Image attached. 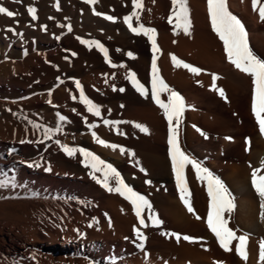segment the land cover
Instances as JSON below:
<instances>
[{
  "label": "rangeland",
  "instance_id": "374dc122",
  "mask_svg": "<svg viewBox=\"0 0 264 264\" xmlns=\"http://www.w3.org/2000/svg\"><path fill=\"white\" fill-rule=\"evenodd\" d=\"M5 1L7 4L4 7L17 15L8 17L4 14L6 20L0 24V36L11 39V36L15 35L23 41L22 44V41H19L23 46L32 42L37 46L50 43L53 50L58 45L60 48L55 50L44 66L36 65L31 70L32 74L29 72L27 73L29 75H20L18 76L20 79L16 77L17 82L13 84L5 81L6 91L0 94V219L5 218L18 226L31 228L45 220L43 223L47 226L58 228L67 220L73 221L75 225L78 219L84 216L85 226L82 229L75 226L77 230H82V234L89 233V225L97 231L103 230L108 235H115L123 229L124 233L129 232L131 236L128 235L125 242L135 253L138 252L143 260L155 261V258L157 263L161 261L162 264H168L165 261H170V258L164 254L167 247L174 248L180 243L188 245L193 243L183 239L177 242L175 236L171 234L176 233L181 237L195 236L181 225L176 226L177 224L171 220L172 215L166 210L169 199L172 204L181 199L169 153V125L163 109L151 96L153 59L151 41L142 34L137 35L131 30L128 32L120 26L126 24L124 17L133 11L132 0H109L108 3L104 0L105 2L100 5H91L84 0H67L65 6L60 0ZM148 1L143 0L144 8L138 10L142 11L140 22L133 18L134 27L145 23L143 16ZM84 6L115 17L117 27L110 28L107 24L110 21L105 19L104 15L99 16L102 19L101 23L89 24ZM30 7L37 10V17L38 14L45 16L44 23H40L39 18L32 19L28 11ZM189 7L191 10L194 9L190 1ZM171 10L172 5L168 17L159 28L146 23L144 26H150L157 32V46L160 49L156 54L159 75L172 90L184 97L186 108L179 128V139L182 150L187 154L182 139L188 131L195 130L209 147L221 135L216 133L217 129L224 130L237 125L239 121L237 113L242 107L243 99L239 100L236 97L241 98L243 95L244 98V83L239 77L224 78L225 76L221 75L218 89L223 88L226 99L221 97L219 92L215 94L211 88L212 83L211 86L209 84L214 74L210 53L213 51V42L202 36L197 29L194 11H191V35H185L182 30L175 28V21L172 24L168 22ZM25 28L38 30L41 34L44 32L43 36L49 37L52 42H38V37L26 35ZM82 41H98L107 50L108 57H105L95 45ZM39 49H35L34 52L39 54L44 52L43 49ZM129 53L133 55L130 57ZM173 55L201 69L199 77L189 69L176 66L172 60ZM109 59L111 64L108 62ZM164 63L169 69L166 73ZM112 64L116 67H112ZM131 73H135L138 81L144 85L148 92L147 98L133 87L129 78ZM77 82L82 86L84 95L100 106V117L89 113L85 104L81 102ZM186 83H200L205 94L196 97L194 92L186 88L188 85ZM235 83H238V88ZM121 88L125 91H119ZM235 94L237 95L232 96ZM190 95L195 98L187 103L186 99ZM167 98L168 93H162L161 99L167 102ZM233 98L235 101L231 100ZM61 116L65 118L63 121L60 120ZM104 120L120 123L109 126L104 124ZM36 124L53 129L59 127L60 131L51 139H44L42 132L34 127ZM92 125L95 127H90ZM136 125L146 127L148 133ZM94 132L109 145L119 147L101 145L93 136ZM262 135L260 138L264 139V134ZM41 140L44 142L41 143ZM12 144H19L24 149V156L14 151ZM62 145L83 148L111 164L129 186L147 197L152 204L153 212L158 214L163 224L153 227L145 210L144 215L149 226L141 227L132 205L119 194L109 193L98 184L92 177L91 168L84 166L83 156L80 153L74 156L67 155ZM120 148L125 151L121 152ZM18 156L22 157L31 169L40 168L47 172L50 167V172L57 175L59 183L43 186L48 193L47 197H40V194L19 177L15 168L9 165ZM189 156L208 168L210 156L204 159L194 153H190ZM37 164L39 167L35 166ZM141 168L145 171L142 172ZM186 179L195 212L197 201L202 206L206 204L208 208L206 182L202 185L194 179ZM148 181L151 183H147ZM112 183L115 186V182ZM233 197L237 200V197ZM134 226L141 227V231L147 237L146 240L141 241L136 237ZM9 234L7 229L0 232V239L5 245L10 243ZM12 236L15 244L19 245L20 237L15 233H12ZM141 244L143 247H140Z\"/></svg>",
  "mask_w": 264,
  "mask_h": 264
},
{
  "label": "bare ground",
  "instance_id": "6f19581e",
  "mask_svg": "<svg viewBox=\"0 0 264 264\" xmlns=\"http://www.w3.org/2000/svg\"><path fill=\"white\" fill-rule=\"evenodd\" d=\"M66 1L67 0H60L63 6L66 5ZM105 1L108 3L109 0ZM105 1L98 0L96 4L100 5ZM189 1L194 7L191 11H194L197 29L202 33V36L209 38L208 40L213 42V51L210 53L212 55V68L214 74L211 78V82H209L210 86L212 83V90L214 85L215 88L218 89L219 76L223 75L225 76L224 78L235 76L243 81V93L245 96L242 98V93V96L238 95L241 96V98L236 97L239 98V100L243 99V104H241L242 107L238 109L237 113L239 119L237 125L228 127L224 130L217 129L216 133L221 135L217 138L215 143H212V145L208 147L200 136L196 134L197 132L191 130L183 137L182 145L185 147L188 155L194 153L196 156L202 157V159L210 156L211 159L208 163V169L224 182L233 196L237 197V200H235L236 207L231 213L229 226L237 230V235H248V259L244 261L236 254L235 242L232 245L233 251L231 252H225L219 246L215 236L207 227L206 220L208 208L206 204L202 206L198 201L195 203L197 210L195 213L201 217L200 220H197L196 215L190 214L186 207L183 206L184 204L181 200H179V202L176 200L175 203L172 204L169 199L166 204V210L168 211L167 213L172 215V222L175 225L177 224L176 226H178V224L181 225L186 231L192 233L197 242H193L194 244L191 242V245L180 243L174 248L167 247V249H165L166 251L163 250L165 251V253H163L166 254V257L170 258V261L165 262L168 264H262L260 261L259 245L260 242L264 240V220L260 218V199L252 186L251 180L253 169L264 167V139L260 138L263 135L260 132L259 125L256 122L251 108L253 96L252 78L238 71L229 63L223 42L212 30L211 20L207 11V0ZM6 4L5 0H0V6L4 7ZM171 5V0H149L147 2V10L144 12L143 21L151 27L156 26L159 28L162 26L164 19L168 17V11ZM228 5L229 10L245 25L252 50L260 58L264 59V22L260 20L258 11H253L252 0H228ZM84 8L89 24L101 23L102 19L95 15L93 10L88 9L86 6H84ZM38 15L39 22L44 23L45 16H43V14ZM4 17V14H0V24L4 21ZM107 24L110 28L117 27L118 25L117 22L115 23L113 21ZM120 26L128 32L130 31L126 24H121ZM26 28L24 29L26 35L38 37V42H52L49 37L43 36L44 32L41 34L38 30L34 31L33 29L30 30ZM5 38L0 36V94L6 91L5 81H9L10 84L16 83V79L19 78L18 76L31 72L36 65L44 66L59 47L58 45V47L53 50V46L50 43L37 46L36 43L32 42H28L23 46L21 45L23 41L15 35H12L11 39ZM208 40L207 42H209ZM19 41H22L21 44ZM37 48L43 49L44 52L41 54L35 53L34 50ZM167 67L168 66L164 63L165 73L168 72ZM214 76L218 77V79L214 80ZM228 80L230 81L231 79ZM239 83H241V81ZM186 84V88L194 92L196 97L205 94L201 89L202 85H200V83ZM236 84V88H238V83H235V85ZM236 88L235 90H237ZM238 90L240 92V88ZM213 92L218 94L216 90H213ZM236 95L237 94L232 96ZM232 96L230 98H232ZM194 98V96L190 95L187 97L186 102L190 103ZM231 100H234V98ZM227 137H231L232 139H226ZM11 147L19 154H25L24 149L19 144H12ZM9 165L15 168L19 177L26 181L42 198L48 195L43 186L59 183L56 174L50 171L46 172V170L43 171L40 168L31 169L20 156L12 160ZM261 174L264 175V172ZM186 178L190 180L194 179L197 183H205L197 179L195 170L192 169L191 166L186 168ZM201 188L203 189V186ZM203 192H205V190ZM171 195L174 197V193ZM225 217L229 218V214L225 213ZM84 218V216L80 217L75 225L72 223L73 221L67 220L59 225L58 228L47 226L43 223L45 220L35 228H31L28 226H18L11 221L5 220V218H1L0 230L3 231L7 229L9 231L10 243L9 245H5L0 239V264H162L161 261L157 263L155 258L154 260L156 262L153 260H143L141 255L137 254L138 252L135 253L125 242L129 232L126 234L122 231L123 229L121 232H118L119 234L108 235V233L106 234L103 230L101 231L99 229L100 231H97L92 226L91 228L89 227L88 234H82V230H77L75 226L77 225L78 228L82 229V227L85 226L84 221L86 219L83 220ZM12 233L20 237L21 243L19 245L15 244ZM129 237L131 236L129 235Z\"/></svg>",
  "mask_w": 264,
  "mask_h": 264
},
{
  "label": "snow or ice",
  "instance_id": "6c2138e0",
  "mask_svg": "<svg viewBox=\"0 0 264 264\" xmlns=\"http://www.w3.org/2000/svg\"><path fill=\"white\" fill-rule=\"evenodd\" d=\"M84 2L95 5L98 0H84ZM171 4L172 10L168 22L172 24L173 21H175L174 26L176 29L182 30L185 35H191L192 20L189 0H171ZM132 6L133 11L130 15L124 17V22L133 33L137 35L142 34L151 41L153 51L151 96L155 103L161 109H163L164 116L167 119L169 125V153L171 157L172 170L175 174L176 184L179 189L180 199L187 208V211L196 215V219L200 220L201 217L195 213V209L192 205L191 193L186 179V168L191 166V168L195 170L197 179L202 182H206L207 185L209 206L206 223L208 229L215 236L219 246L225 252L233 251L232 245L235 242L236 254L240 256L242 260L247 261V245L249 242L248 235H237V230L229 226L231 213L236 207L235 198L228 187L218 176L214 175L210 169L204 167L201 162L191 158L182 150L179 139V128L186 108L184 97L178 92L172 90L159 75L156 54L160 51V49L157 46L156 30L154 28L145 27L142 23L139 24V27L133 26V18H135L137 21H139L141 18L140 11L138 10H143V0H132ZM252 8L253 11H258L260 20L264 22V0H252ZM28 11L31 14L33 20L38 18L37 10L34 7H30ZM93 11L97 16L104 15V18L109 21L115 22L116 20V18L113 16L96 12L95 9H93ZM207 11L211 20L212 30L223 42L224 50L229 63H231L238 71L252 78V113L257 124L259 125L260 132L264 134V59L260 58L252 50L245 25L229 10L228 0H207ZM0 14H6L8 17H15L17 15L13 11H10L3 6H0ZM9 30L14 31V29ZM69 31H71L70 26ZM82 43L95 45L100 49L101 52H103L105 57H108L107 50L98 41H82ZM73 55H75V53H73ZM128 55L131 57L133 54L129 53ZM172 60L176 66H182L185 69H189L194 74L198 75L201 72V69L179 60L174 55L172 56ZM108 62L111 64L110 59ZM112 67H116V65L112 64ZM129 78L133 87L138 92H140L141 95L147 98L148 92L144 85L138 81L136 74L131 73ZM213 79H218V77L214 76ZM77 87L80 88V100L85 104L87 111L96 117H100V106L95 104L84 95L83 88L79 82H77ZM113 90H115V88ZM213 90L218 91L219 95L226 99L225 91L222 88L216 89L214 85ZM119 91L123 92L125 89L121 88ZM165 92L168 93L167 102L161 99L162 93ZM73 99H75V97H73ZM49 103H51V101H49ZM64 119V117H60L61 121ZM119 123V121L104 120V124L109 126ZM34 127L38 131L42 132L44 139H51L56 133L60 131L59 127L53 129L41 126L39 124L34 125ZM90 127L95 126L92 125ZM136 127L140 128L145 133H148L149 131L146 127L141 125H136ZM201 134L203 135V133ZM93 136L101 145L110 146L113 148L119 147L117 145H109L106 141L96 136L95 132L93 133ZM226 139L231 140L232 138L227 137ZM40 142L43 143L44 140H41ZM57 143H59V141H57ZM62 148L69 156H74L77 153H80L84 158V166L86 168H91L93 179L96 180V182L105 188L109 193L114 192L119 194L132 205L135 216L137 217L141 227L147 228L149 226L145 219V210H147L148 220L151 221V225L153 227H159L163 224V221L159 219L158 214L153 212L152 204L147 199V197L129 186L121 174L111 164L106 163L94 153L83 148H72L63 145ZM120 150L121 152L125 151L123 148H120ZM132 155L134 156L135 153H132ZM35 166L39 167L38 164ZM47 170L51 171V168L49 167ZM140 170L142 172L145 171L143 168ZM262 172H264V167L253 169L251 183L260 199V218L261 220H264V175L261 174ZM97 173H100L101 175L98 176L96 175ZM113 181L115 182V186H113ZM147 183L151 182L148 181ZM225 213L229 214V218L225 217ZM109 223H111L110 220ZM89 226L91 227L92 225ZM141 227L134 226L133 230L136 237L141 241H144L147 239V237L141 231ZM171 235L175 236L177 242H179L181 239L189 242H197L196 238L193 237H181L176 233H172ZM140 247H143V244H141ZM259 247L260 261L262 264H264V240L260 242Z\"/></svg>",
  "mask_w": 264,
  "mask_h": 264
}]
</instances>
